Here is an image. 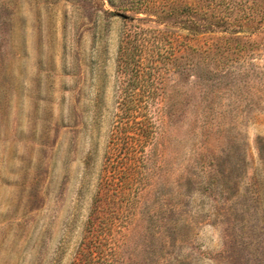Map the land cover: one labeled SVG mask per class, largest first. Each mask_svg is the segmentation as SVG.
I'll return each instance as SVG.
<instances>
[{"label": "rangeland", "instance_id": "rangeland-1", "mask_svg": "<svg viewBox=\"0 0 264 264\" xmlns=\"http://www.w3.org/2000/svg\"><path fill=\"white\" fill-rule=\"evenodd\" d=\"M114 1L0 0V264H264V0H172L165 23ZM136 25L166 37L117 176Z\"/></svg>", "mask_w": 264, "mask_h": 264}, {"label": "trees", "instance_id": "trees-1", "mask_svg": "<svg viewBox=\"0 0 264 264\" xmlns=\"http://www.w3.org/2000/svg\"><path fill=\"white\" fill-rule=\"evenodd\" d=\"M109 1L115 5L114 0ZM127 2H130V5H122L126 12L134 10L136 14L144 13L150 19L156 17L160 23L170 21L175 15L172 0H127ZM185 8L193 13L198 9V5L196 9L192 4H188ZM125 19L144 20L131 15H126ZM190 23L194 26L190 28L194 34L207 28L203 23H196L192 19ZM209 24L214 23L210 21ZM136 27L138 28L126 31L118 57L119 72L124 77L123 95L115 112L114 131L107 151L108 164L114 167L117 176L123 175L130 168V160L136 151L134 139L144 132L141 126L145 120L140 117V109L137 107L143 95L137 91V88L143 86L148 76L146 68L149 65H146V62H150L148 56L153 55V52L149 53V49L152 46L156 47L166 37L160 30L145 29L137 25Z\"/></svg>", "mask_w": 264, "mask_h": 264}]
</instances>
